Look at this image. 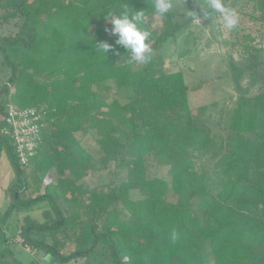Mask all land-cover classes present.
I'll list each match as a JSON object with an SVG mask.
<instances>
[{
    "label": "trees",
    "instance_id": "trees-1",
    "mask_svg": "<svg viewBox=\"0 0 264 264\" xmlns=\"http://www.w3.org/2000/svg\"><path fill=\"white\" fill-rule=\"evenodd\" d=\"M126 2L145 11L144 26L152 33V59L138 67L126 55L121 62L99 53L94 44L115 42L104 14ZM225 3L239 13V23L224 29L214 15L222 44L255 58L263 49L254 37L264 33L263 17L256 15L264 0ZM147 16H160L151 0H0V27L13 29L0 35V115L10 102L42 109L43 141L32 162L42 168L44 183L58 174L28 202L48 198L57 216L46 209L42 226L30 218L35 226L29 231L63 228L75 249L66 257L47 240L33 241L29 231L28 240L62 262L99 255L112 264H264L256 261L264 255V88L241 95L215 129L191 103V92L206 82L189 86L184 71H168L159 52L194 19L175 5L172 14L160 16L162 27H152ZM185 40L190 43V36ZM208 105L216 109L218 101ZM3 125L0 147L19 176L15 193L26 184L24 167ZM92 130L97 157L83 143ZM151 156L167 167L166 175L151 171ZM94 164L113 165L114 176L125 169L127 176L87 188L83 178ZM132 190L140 197L134 199Z\"/></svg>",
    "mask_w": 264,
    "mask_h": 264
},
{
    "label": "rangeland",
    "instance_id": "rangeland-1",
    "mask_svg": "<svg viewBox=\"0 0 264 264\" xmlns=\"http://www.w3.org/2000/svg\"><path fill=\"white\" fill-rule=\"evenodd\" d=\"M33 1V0H32ZM234 0H227L230 4ZM243 1V0H241ZM173 3L179 12L184 13L186 7L195 11L197 15H201V4L207 8L203 0H173ZM200 4V12H197V4ZM261 6V5H260ZM251 8V7H250ZM261 7L256 10V15H260L264 21V11ZM246 11L248 9L246 8ZM249 12V11H248ZM152 27H162L160 16L155 18L146 17ZM219 20L214 16L212 20H202L199 23L193 20L189 27L181 31L177 37L170 38L162 45L160 53L165 58L166 68L168 71L183 70L186 77V82L189 86H193L204 80L206 83L191 92V103L195 107L194 112L197 116H202L209 120V123L218 129V122L223 118V114L231 110L236 101L241 95H252L264 88V33L254 37V42L263 49L255 58L246 59L236 50L230 49L222 44V35L220 33ZM222 22V18H221ZM11 25L0 27V35L11 32ZM186 35L190 36V43L186 42ZM195 41V43H193ZM193 44V45H192ZM190 47V50L181 55V51ZM121 62L127 61L122 58ZM140 64H137L138 67ZM241 70L246 71L242 74ZM251 76L257 78L256 81L251 80ZM41 80L45 78H40ZM3 82L0 81V89L3 87ZM14 89V88H13ZM212 101H218L216 109H211L208 105ZM204 105L206 107H204ZM212 113V118L209 114ZM4 122V118L0 115V125ZM219 130V129H218ZM95 131H91L84 137L85 147L96 157L99 155V149L95 143L93 136ZM37 162V161H36ZM32 162L30 165L23 166V177L26 184L22 181L17 186V191L12 192V188L18 181V174L13 165L5 147H0V252L7 255L0 256V264H112L105 260L102 256H81L74 258L68 262H62L59 255H56L55 261L49 263L46 260V249L39 247L33 243L26 233H28L34 223H30V218L42 226L46 220L44 211L50 210L53 217L57 216V209L51 205L48 198L40 200L36 203L28 204L29 200L36 195L42 194L45 191V185L52 180L57 182L58 174L54 171L51 177H46L45 183L43 179V170ZM151 171L160 175H166L167 167L158 165L155 157H149ZM95 166L89 170L83 178L85 187L90 188L99 184H107L112 179L119 184L127 176V170H121L119 176H114L110 168H103L102 165L94 164ZM18 195V196H17ZM131 196L136 199L140 197L137 190L131 191ZM19 199L21 207H15V200ZM80 200L82 203L87 201V193L81 194ZM78 208L83 212L84 208L78 205ZM260 206H263L261 203ZM264 217V214L262 215ZM49 224V223H48ZM18 226L20 227L18 229ZM38 226V225H37ZM23 227H27L23 232ZM60 229H31L29 236L33 241L47 240L55 245L59 252L67 257L73 253L75 242H66L68 239L67 233ZM20 230V232L18 231ZM14 234L12 243L7 242V234ZM17 239L24 240L25 244L31 246V250L27 251L24 245ZM27 239V241H25ZM208 250L210 245L208 243ZM264 252V249L262 250ZM260 251L259 253H262ZM4 253V254H5ZM264 259V255L257 258L256 261ZM207 264H215L211 260ZM263 264V263H262Z\"/></svg>",
    "mask_w": 264,
    "mask_h": 264
},
{
    "label": "clouds",
    "instance_id": "clouds-1",
    "mask_svg": "<svg viewBox=\"0 0 264 264\" xmlns=\"http://www.w3.org/2000/svg\"><path fill=\"white\" fill-rule=\"evenodd\" d=\"M151 6L161 17L172 14L174 9L173 0H151ZM219 14L222 18V27L231 30L239 23V13L226 5L225 0H207V8L201 4V15L186 7L184 15L195 19L199 23L202 20H212V17ZM145 11H135L128 2L123 3L117 10L104 14L105 20L110 27L105 31L115 37V42L107 40L98 41L95 44L99 53L114 55L123 58L127 56L130 63L145 64L151 61L153 49L148 43L152 36L151 31L145 27ZM119 45V47H117ZM120 49L124 51L121 52ZM173 240L178 238L176 231L171 233Z\"/></svg>",
    "mask_w": 264,
    "mask_h": 264
},
{
    "label": "built area",
    "instance_id": "built-area-1",
    "mask_svg": "<svg viewBox=\"0 0 264 264\" xmlns=\"http://www.w3.org/2000/svg\"><path fill=\"white\" fill-rule=\"evenodd\" d=\"M8 86L13 92V87L9 83ZM3 118L1 132L12 140L18 162L22 166L30 165L43 141L44 112L36 106L22 107L10 102L6 106ZM17 240L27 251L31 250V246L25 244L24 240Z\"/></svg>",
    "mask_w": 264,
    "mask_h": 264
},
{
    "label": "water",
    "instance_id": "water-1",
    "mask_svg": "<svg viewBox=\"0 0 264 264\" xmlns=\"http://www.w3.org/2000/svg\"><path fill=\"white\" fill-rule=\"evenodd\" d=\"M197 12H200V4L198 3L197 6ZM247 135L251 138H253L254 140L257 139V136L255 133H247ZM18 196V195H17ZM46 260L49 262V263H53L55 261V258L54 256L51 254V253H48L47 256H46Z\"/></svg>",
    "mask_w": 264,
    "mask_h": 264
},
{
    "label": "crops",
    "instance_id": "crops-1",
    "mask_svg": "<svg viewBox=\"0 0 264 264\" xmlns=\"http://www.w3.org/2000/svg\"><path fill=\"white\" fill-rule=\"evenodd\" d=\"M11 190H12V189H11ZM15 207H16V203H15ZM19 228H20V227L18 226V229H19ZM18 231L20 232V230H18ZM13 235H14V234H12V233L9 234V235H8V234L6 235V236H7L6 238H7V240H8L7 242H9V243H10V242H11V243L13 242V241H11ZM4 253H5V252H4Z\"/></svg>",
    "mask_w": 264,
    "mask_h": 264
}]
</instances>
